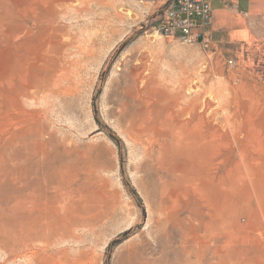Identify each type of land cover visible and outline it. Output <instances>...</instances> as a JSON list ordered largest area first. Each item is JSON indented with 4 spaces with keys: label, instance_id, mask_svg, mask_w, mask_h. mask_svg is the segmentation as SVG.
<instances>
[{
    "label": "rangeland",
    "instance_id": "obj_1",
    "mask_svg": "<svg viewBox=\"0 0 264 264\" xmlns=\"http://www.w3.org/2000/svg\"><path fill=\"white\" fill-rule=\"evenodd\" d=\"M217 1L205 49L162 0H0V264H264V0Z\"/></svg>",
    "mask_w": 264,
    "mask_h": 264
},
{
    "label": "built area",
    "instance_id": "obj_2",
    "mask_svg": "<svg viewBox=\"0 0 264 264\" xmlns=\"http://www.w3.org/2000/svg\"><path fill=\"white\" fill-rule=\"evenodd\" d=\"M214 1L162 0L164 7L156 22L157 33L162 37L178 40L184 45L209 48V27L213 18Z\"/></svg>",
    "mask_w": 264,
    "mask_h": 264
},
{
    "label": "bare ground",
    "instance_id": "obj_3",
    "mask_svg": "<svg viewBox=\"0 0 264 264\" xmlns=\"http://www.w3.org/2000/svg\"><path fill=\"white\" fill-rule=\"evenodd\" d=\"M48 86H50V85H47V87H48ZM45 87H46V85H45ZM47 91H48V90H47ZM49 92H50V91H48L47 93L49 94ZM47 93H45V94H47ZM50 93H51V92H50ZM191 106H192V105H191ZM202 107H203V106H202ZM207 109H208V108H206V110H207ZM204 112H206V111H204ZM21 179H22V177H21ZM21 179H20V180H21ZM25 179H26V178H25ZM2 180H3V179H2ZM2 180H0V181H2ZM31 180H32V179H31ZM29 183H31V181H29ZM11 184H12V183H11ZM13 184H14V183H13ZM20 186H22V184H20ZM23 186H24V185H23ZM23 186H22V187H23ZM37 187H38V186H37ZM39 187H40V186H39ZM32 189H33V188H32ZM32 189H31V190H32ZM35 189H36V188H35ZM38 189H39V191H40V188H38ZM31 190H30V191H31ZM21 191H22V190H20L19 193H21ZM33 191H34V190H33ZM35 192H36V191H34V192H32V193L34 194ZM27 193H28V192H27ZM27 193H26V196H27ZM32 193H31V194H32ZM29 194H30V192H29ZM22 195H23V194H22ZM39 195H40V194H39ZM39 195H38V197H39ZM23 196H25V195H23ZM32 196H33V195H32ZM34 196H35V195H34ZM74 196H75V195H74ZM85 196H86V194H85ZM28 199H30V198L28 197V198L26 199L27 202H29ZM35 199H36V197H35ZM34 201H35V200H34ZM38 201H39V200H38ZM64 201H65V199H64ZM68 201H69V200H68ZM25 202H26V201H25ZM32 202H33V200H32ZM65 202H66V201H65ZM38 203H39V202H38ZM42 203H43V202H42ZM57 203H60V201L57 202ZM62 203L65 204L63 201H62ZM80 203H81V202H80ZM34 204H35V203H34ZM78 204H79V203H78ZM23 205H24V204H23ZM71 205H72V204H71ZM60 206H62L61 203H60ZM18 207H19V206H18ZM63 207H64V206H63ZM65 207H66V206H65ZM65 207H64V212L67 211V210L65 209ZM24 208H25V207H24ZM27 208H28V207H27ZM58 208H59V207H58ZM28 209H30V208H28ZM82 209H83V208H82ZM32 210H33V208H32ZM37 210H38V209H37ZM52 210H53V209H51V211H52ZM54 210H55V209H54ZM56 210H57V208H56ZM56 210H55V211H56ZM58 210L61 211V210H62V207H61V209H58ZM23 211H24V210H23ZM30 211H31V210H30ZM33 211H34V210H33ZM51 211H50V212H51ZM60 211H59V213H60ZM68 211H70V209H69ZM68 211H67V212H68ZM13 212H14V211H13ZM24 212H26V211H24ZM28 212H29V211H28ZM47 212H48V211H47ZM31 213H32V212H31ZM53 213H54V212H53ZM59 213L57 212V214H59ZM49 214H50V213H49ZM61 215H62V214H61ZM64 215H65V213H64ZM64 215H63V216H64ZM83 215H84V214H83ZM83 215H81L79 218H81ZM57 216H58V215H57ZM34 217H35V216H34ZM52 217H53V216H52ZM45 218H47V217H45ZM56 218H57V217H56ZM83 218H84V217H82V219H83ZM58 219H59V216H58ZM60 219H61V218H60ZM77 219H78V217H77ZM82 219H81V221H82ZM87 219H88V218H87ZM47 220H48V219H47ZM49 221H50V220H49ZM49 221H47V222H48V223H47V226H48L49 223H51V221H50V222H49ZM52 222H53V221H52ZM0 223H1V222H0ZM43 224H45V223H43ZM84 224H85V223H84ZM0 225H1V224H0ZM13 225H14V224H13ZM13 225H12V226H13ZM18 225H19V224H18ZM52 225H53V224H52ZM52 225H51V226H52ZM39 226H40V225H39ZM84 226H85V225H84ZM27 227H28V226H27ZM18 228H19V227H18ZM28 228H29V227H28ZM38 230H40V228H39ZM35 231H36V229H35ZM1 232H2V231H1ZM14 232H15V231H14ZM31 232H32V231H31ZM38 232H39V231H38ZM204 241H206V239H205ZM202 246H204V245H202ZM199 248H200V247H199Z\"/></svg>",
    "mask_w": 264,
    "mask_h": 264
},
{
    "label": "crops",
    "instance_id": "obj_4",
    "mask_svg": "<svg viewBox=\"0 0 264 264\" xmlns=\"http://www.w3.org/2000/svg\"><path fill=\"white\" fill-rule=\"evenodd\" d=\"M215 2H218V3L220 4V1L215 0L214 3H215ZM214 3H213V18H212V21L214 20V18H216V17L214 16L215 13L221 11L220 6L215 7V6H214Z\"/></svg>",
    "mask_w": 264,
    "mask_h": 264
}]
</instances>
